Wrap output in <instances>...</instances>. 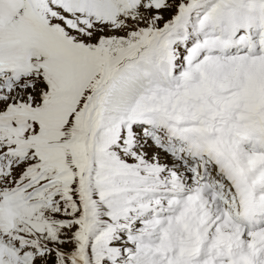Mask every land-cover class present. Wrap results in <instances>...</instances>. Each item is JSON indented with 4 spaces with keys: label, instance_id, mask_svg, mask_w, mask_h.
Listing matches in <instances>:
<instances>
[{
    "label": "snow or ice",
    "instance_id": "obj_1",
    "mask_svg": "<svg viewBox=\"0 0 264 264\" xmlns=\"http://www.w3.org/2000/svg\"><path fill=\"white\" fill-rule=\"evenodd\" d=\"M0 264H264V0H0Z\"/></svg>",
    "mask_w": 264,
    "mask_h": 264
}]
</instances>
